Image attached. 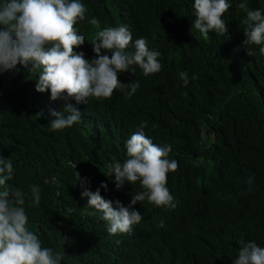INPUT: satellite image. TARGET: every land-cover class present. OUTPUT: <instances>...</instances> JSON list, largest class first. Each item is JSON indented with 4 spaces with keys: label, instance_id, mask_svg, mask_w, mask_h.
<instances>
[{
    "label": "trees",
    "instance_id": "obj_1",
    "mask_svg": "<svg viewBox=\"0 0 264 264\" xmlns=\"http://www.w3.org/2000/svg\"><path fill=\"white\" fill-rule=\"evenodd\" d=\"M79 2L85 19L74 27L86 40L76 52L95 58L89 41L122 25L133 42L145 38L160 52L162 68L148 76L138 65L135 74L118 73L122 83L139 82L131 97L125 87L87 104L70 99L81 118L56 131L49 109L63 111L65 100L36 91L37 76L29 79L22 65L0 73V156L13 164L8 183L25 192L27 227L41 246L62 252L60 264H233L241 241L264 247V45L247 46L254 51L248 54L246 13L237 8L242 0H228L227 33L209 32L207 39L193 27L194 0ZM247 6L264 14V0H247ZM180 72L188 73L186 87ZM143 122L145 135L171 145L166 158L178 162L166 185L176 207L137 202L140 223L130 233L109 234L108 222L81 193L104 182L101 195L118 208L117 200L128 206L145 191L140 181L117 189L115 174L106 175L108 163L128 158L125 141ZM32 185L40 188L39 206Z\"/></svg>",
    "mask_w": 264,
    "mask_h": 264
},
{
    "label": "clouds",
    "instance_id": "obj_2",
    "mask_svg": "<svg viewBox=\"0 0 264 264\" xmlns=\"http://www.w3.org/2000/svg\"><path fill=\"white\" fill-rule=\"evenodd\" d=\"M228 0H194L193 8L197 19L193 27L207 39L209 32L226 34L227 27L222 19L229 10ZM237 8L246 13L242 23L246 26L244 45H264V14L261 10H249L247 0L238 3ZM86 8L79 0H4L0 4V73L15 70L22 65L32 79L36 75V91L50 90V98L55 101L63 98V111L49 109L54 119L50 120L51 130L71 127L81 118L80 110L71 103L87 104L89 97L111 98L114 90L129 88L131 97L139 88V82L122 83L118 73L131 71L138 65L145 76L157 73L162 65L158 60L160 52L150 50L145 38L135 39L126 26L106 27L95 34L89 42L96 57L89 60L84 52L74 49L83 45L85 36L78 34L74 25L85 19ZM90 24L98 21L92 18ZM192 27V28H193ZM132 44V50H127ZM249 55L254 51L247 47ZM108 53H111L109 56ZM264 55V46L259 48ZM184 86L189 84L187 72L179 73ZM198 77L193 75L192 79ZM147 122L140 125L125 141L127 159L121 163L113 160L107 164L108 173L115 174L116 188L125 182L140 181L145 191L132 195L125 206L105 200L100 188L107 189L102 182L96 191L84 188L81 195L87 197L88 206L102 214L108 222L109 234L130 233L135 224L142 220L140 211L133 208L145 199L157 206L175 208L174 197L167 188V174L178 168L176 160L166 157L171 145L159 146L145 135ZM13 164L10 159L0 156V264H60L62 252L41 246L38 235L27 227L28 216L25 210V192L8 183L13 177ZM79 173V172H78ZM80 177V174H79ZM80 182L87 183V178ZM252 190L253 178L247 181ZM30 195L34 205L39 206L41 192L38 185H32ZM161 221L158 227L163 228ZM67 240V238L65 237ZM233 264H264V247L254 241H241L238 257Z\"/></svg>",
    "mask_w": 264,
    "mask_h": 264
}]
</instances>
